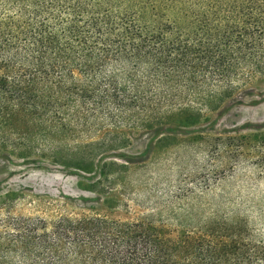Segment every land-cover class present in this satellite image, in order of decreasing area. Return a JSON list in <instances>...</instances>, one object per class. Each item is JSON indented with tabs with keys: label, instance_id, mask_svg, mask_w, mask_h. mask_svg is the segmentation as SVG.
Masks as SVG:
<instances>
[{
	"label": "trees",
	"instance_id": "obj_1",
	"mask_svg": "<svg viewBox=\"0 0 264 264\" xmlns=\"http://www.w3.org/2000/svg\"><path fill=\"white\" fill-rule=\"evenodd\" d=\"M258 78L264 0H0V153L12 157L90 173L82 138L160 127L172 110L188 123ZM215 220L173 236L150 222L7 217L0 264H264V229Z\"/></svg>",
	"mask_w": 264,
	"mask_h": 264
},
{
	"label": "rangeland",
	"instance_id": "obj_2",
	"mask_svg": "<svg viewBox=\"0 0 264 264\" xmlns=\"http://www.w3.org/2000/svg\"><path fill=\"white\" fill-rule=\"evenodd\" d=\"M171 113L160 127L82 138L90 173L0 153V219L150 222L175 236L236 215L264 229V78L188 123Z\"/></svg>",
	"mask_w": 264,
	"mask_h": 264
}]
</instances>
